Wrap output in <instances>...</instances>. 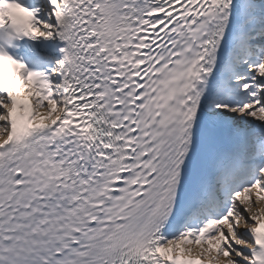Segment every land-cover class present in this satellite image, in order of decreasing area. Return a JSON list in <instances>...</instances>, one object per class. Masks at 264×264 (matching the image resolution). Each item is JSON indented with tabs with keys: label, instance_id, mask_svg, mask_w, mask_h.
<instances>
[{
	"label": "snow or ice",
	"instance_id": "1",
	"mask_svg": "<svg viewBox=\"0 0 264 264\" xmlns=\"http://www.w3.org/2000/svg\"><path fill=\"white\" fill-rule=\"evenodd\" d=\"M0 264H264V0H0Z\"/></svg>",
	"mask_w": 264,
	"mask_h": 264
}]
</instances>
